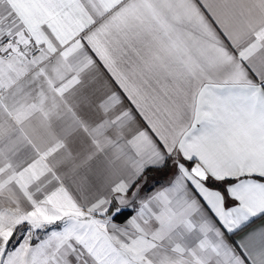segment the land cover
<instances>
[{
    "label": "snow or ice",
    "instance_id": "obj_1",
    "mask_svg": "<svg viewBox=\"0 0 264 264\" xmlns=\"http://www.w3.org/2000/svg\"><path fill=\"white\" fill-rule=\"evenodd\" d=\"M258 221L264 0H0V264H264Z\"/></svg>",
    "mask_w": 264,
    "mask_h": 264
},
{
    "label": "crops",
    "instance_id": "obj_2",
    "mask_svg": "<svg viewBox=\"0 0 264 264\" xmlns=\"http://www.w3.org/2000/svg\"><path fill=\"white\" fill-rule=\"evenodd\" d=\"M104 78H107V73H104ZM154 178L161 180V182H164V181L167 180L166 176H158L155 173H149V181H148L149 185H151L154 182ZM257 223L258 224L259 223H264V221H258ZM255 226L256 225H253V227H255ZM241 235H243V233H241ZM235 238L238 239L239 237H235Z\"/></svg>",
    "mask_w": 264,
    "mask_h": 264
},
{
    "label": "trees",
    "instance_id": "obj_3",
    "mask_svg": "<svg viewBox=\"0 0 264 264\" xmlns=\"http://www.w3.org/2000/svg\"><path fill=\"white\" fill-rule=\"evenodd\" d=\"M121 219H123V218H121Z\"/></svg>",
    "mask_w": 264,
    "mask_h": 264
}]
</instances>
